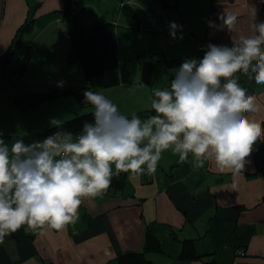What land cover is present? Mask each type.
I'll list each match as a JSON object with an SVG mask.
<instances>
[{
  "label": "crops",
  "instance_id": "obj_1",
  "mask_svg": "<svg viewBox=\"0 0 264 264\" xmlns=\"http://www.w3.org/2000/svg\"><path fill=\"white\" fill-rule=\"evenodd\" d=\"M78 1L81 0L72 2L74 7L71 9L79 11ZM125 1L133 6L131 0ZM96 2L84 0L82 5L88 8ZM197 4L191 12H182L183 17L178 19L182 20L184 28L190 27V36L194 33L193 27L198 28L196 33L202 35L200 44H205L204 53L209 43L231 47L241 36L249 35L253 8L256 11L254 22L264 21V0H188L185 8ZM63 9L64 0H0V133L3 134L0 139L9 146L15 140L23 139V134L40 132L33 125L32 116L27 115L31 114V109H20L14 103V97L56 87L85 85L84 79L73 80L68 75L60 79V73L54 70L48 75L33 70L31 62L35 51L31 46L25 62L20 65L27 44L35 36L38 40L44 32H52L53 36L46 39L49 43L56 41L52 45L54 49L58 47L61 29L66 28L69 33L72 17L68 13L70 10L65 12ZM114 11L123 13L117 4ZM228 12L237 16L234 29L209 27V21L220 25L222 22L218 17ZM84 15L85 10L80 24L83 27L92 25L93 22L85 20ZM165 19L167 27L171 20ZM26 20H32L30 31L21 35L17 48L4 63L3 54L14 44L17 30ZM122 24L120 21L116 28ZM29 35L32 37L27 38ZM179 47L185 50V45ZM198 53L195 52L193 57ZM55 55L60 58V53ZM135 72L136 80H133ZM253 75L248 74L249 78H246L240 73L239 82L248 89V94L256 97L258 111L247 115L261 121L264 127V84L257 85ZM28 76L50 87L26 93L17 90V83ZM140 77L138 67L123 75L118 69L119 83L122 81L129 87L140 82ZM118 84L96 91L104 92L106 97L116 101L117 106H126L121 113L128 118L136 114L144 120L156 114L152 111L147 114V109L151 108V92L146 93L144 103L137 106V94L130 89H120L123 85ZM38 87L41 85L32 86L33 89ZM107 89L118 93H107ZM67 95L46 100L53 104V121L60 118L57 104ZM11 108L14 109L10 111ZM74 108L67 106L68 112ZM79 111L78 108L69 115L79 114ZM26 117H30L29 120ZM80 133L73 134V138ZM24 142L35 143L33 140ZM175 155L171 150L165 151L154 174L149 175L146 171L141 175L122 173L123 186L108 190L101 197L85 199L79 209L78 222L64 231H32L23 226L20 229L22 235L6 236L0 243V264H116L118 254L143 248L146 230L160 244L161 251L147 252V258L153 264H204L207 260L217 264H264V137L253 145L241 173L220 169L214 158L207 160L203 168L194 170L191 154L186 162H181ZM184 244L192 252L187 253L190 256L183 254ZM237 249L244 253L239 254Z\"/></svg>",
  "mask_w": 264,
  "mask_h": 264
},
{
  "label": "clouds",
  "instance_id": "obj_2",
  "mask_svg": "<svg viewBox=\"0 0 264 264\" xmlns=\"http://www.w3.org/2000/svg\"><path fill=\"white\" fill-rule=\"evenodd\" d=\"M228 47L209 43L203 58L185 59L170 86L153 91L151 109L142 120L121 114L103 93L90 89L85 100L94 108L93 120L81 133L61 129L40 142L11 146L0 139V243L23 226L32 231H64L79 220L85 199L105 195L113 176L120 173L151 175L165 151L192 156L193 169L214 158L220 169L241 173L253 145L264 137L262 122L248 113L258 111L256 97L241 86L237 73L254 74L264 84V21ZM209 21V27L232 30L231 12ZM170 36L182 28L170 22ZM182 39L183 37H179ZM3 134L0 133V136ZM114 166V170H113Z\"/></svg>",
  "mask_w": 264,
  "mask_h": 264
},
{
  "label": "rangeland",
  "instance_id": "obj_3",
  "mask_svg": "<svg viewBox=\"0 0 264 264\" xmlns=\"http://www.w3.org/2000/svg\"><path fill=\"white\" fill-rule=\"evenodd\" d=\"M84 0L77 2V9L85 10L84 18L87 21L96 23L101 20L109 19L112 20V27L115 30V37L117 42V62L118 69L120 73L123 75L127 70H131L133 67H138L139 54H141V58L143 55H148L152 57L153 64L155 66L154 71V82L150 85L144 82H136L135 84H125L122 81L118 85H123V88L120 89H130L133 90L137 94L136 104L141 105L144 103V95L148 92L156 88H168L170 86V82L174 79L175 69L169 68L165 64V59H169L170 57H177L187 55L186 57H192L195 52H199V55H204L205 44H200L201 34L196 33L198 28L196 26L193 27V35L190 36V27L189 29L184 28L182 25V20L179 15L175 13L168 14V11L161 10L159 8L157 0H131L132 5L138 11L139 19L137 25V29H132L134 26L135 19L131 16H128V21L126 16L123 13H116L114 11L115 4L119 5V10H123L122 5L125 0H97L96 4L90 5L88 8L83 4ZM91 1V0H88ZM183 1L187 0H177L176 4L181 12H191L194 10L196 6H192L189 8H185L186 4ZM75 3L76 0H73ZM90 4L92 2H89ZM72 7L73 4H71ZM68 13H71L70 10ZM176 17L177 19H173ZM112 18V19H111ZM167 18L170 22H175L177 25H181L182 28L176 31V37L173 38L170 36V28L169 25L165 27V21ZM197 20H200V17H196ZM185 20V19H184ZM71 23V20H69ZM123 21V24L116 28L117 24ZM184 22V21H183ZM83 23V22H82ZM185 23V22H184ZM159 26V27H158ZM37 30V29H36ZM68 29L62 28L60 31V38L58 47L55 46L53 49L52 45L55 44V40L52 43H49L46 38L53 36L52 32L47 31L41 34L36 40V36L34 40H31L27 46H31L32 50H34V59L31 62V68L39 73L44 75L52 74L53 70L60 73V79L65 78V75H68L73 80H82L83 72L79 63H75L70 69H66V62L64 58L66 57L68 51L71 49V44L68 35ZM191 30V29H190ZM32 33V32H31ZM183 37L180 39L179 37ZM31 38L32 35L27 36V38ZM36 40V41H35ZM185 45V50L179 46ZM134 48V49H132ZM59 49V50H56ZM155 49L160 51L158 54L155 52ZM60 53V58H57L55 54ZM140 58V59H141ZM6 59L4 63L8 62ZM133 73V80H136L135 74ZM29 87H26V86ZM37 89H33L32 86H38ZM50 86H44L43 83L38 81H33L29 76L21 80L17 83V90H22L25 93L28 91H41L43 89L49 88ZM112 88V87H111ZM152 89V90H151ZM111 89H107V93H112L113 95H117V91H112ZM105 95V93L103 92ZM7 98L10 96L8 93ZM106 96V95H105ZM113 103L116 104L115 100H112L110 97H107ZM71 102V103H69ZM53 104L51 102H39L30 106L31 115L33 118V125L37 127L40 131L45 130V128L49 126H53L67 120L71 117L69 113H72L79 108V114H82L85 111H89L94 109L91 104L83 105L78 97L75 94H68L66 97L61 98L57 105L60 106V118L53 121L55 118L53 113L51 112V107ZM67 106L71 109L68 112ZM120 112L125 110L126 106H118ZM14 108H11L12 111ZM29 109V108H27ZM24 109V110H27ZM23 110V109H22ZM23 110V111H24ZM9 111V112H10ZM78 114V115H79ZM123 114V113H121ZM30 117H26L29 120ZM56 124H55V123ZM176 157L179 155L176 154Z\"/></svg>",
  "mask_w": 264,
  "mask_h": 264
},
{
  "label": "trees",
  "instance_id": "obj_4",
  "mask_svg": "<svg viewBox=\"0 0 264 264\" xmlns=\"http://www.w3.org/2000/svg\"><path fill=\"white\" fill-rule=\"evenodd\" d=\"M72 2L73 0H64L63 11H72V26L68 33L71 49L66 55L65 62L67 68H71L76 62L81 64L83 68V79L85 85L83 87L80 86L77 88L56 87L43 92H30L17 95L14 97V103L20 109L24 110L30 108L31 105L36 103L44 102L48 99L57 98L66 94H75L83 105H87L89 103L85 100V91L90 89L93 92H97L96 90L98 89L110 88L119 83L117 42L115 37L116 32L114 31V27H112V21L101 20L88 27H83L80 24V18L83 14V9H79V11L71 9ZM157 2L161 10L168 11V14L175 13L181 18L183 17V13L179 10L178 5L176 4L177 0H157ZM183 2L186 4L188 0ZM122 8V12L126 16L127 20L128 16H131L135 19V22H132L134 23L132 29H137L136 23H138L139 19L138 11L134 8V6L131 7V5H129L126 1H123ZM31 27L32 20H26L21 24L17 30L14 44L11 45V47L3 54L4 59H8V57L14 52L18 46L21 35L29 32ZM28 52L29 46L25 50L20 65L25 62ZM155 52L158 54L161 53L156 49ZM140 55L141 54H139L138 60L139 68L140 70L143 69L144 72H146L148 68H151L150 73L153 81L155 77V66L152 60L153 58L148 55H143V58H141ZM186 56L187 55H178L177 57H170L169 59H165L164 62L167 67L177 70L185 59H192V57ZM193 58L200 60L203 58V55L198 56L197 54ZM239 74L240 73H237V75ZM246 78H249L248 75H246ZM161 89L163 90V88ZM153 91L154 90H152L150 94L151 100L154 98ZM151 111L154 112V110L151 108L147 109V114H149ZM93 112L94 109L85 111L79 115L76 114L58 124L62 125V130L76 134L81 131L84 122H91L93 120ZM140 114H142V112ZM56 125L49 126L40 132L23 134L21 137L28 142H31L32 140L35 143L40 142L44 135L52 131L61 130L58 129ZM122 175L123 174L120 173L118 176H113L111 186L108 190L111 191L116 187L123 186L124 180ZM20 233L21 231L19 229L15 233H12V236L16 237L18 235H22ZM150 251L156 252L161 251V249L158 239L149 230H146L143 238V248L137 251L128 250L118 254L116 257V264H153V262L147 258V252ZM187 253L192 252H190L187 248V245L184 244L183 254L185 255ZM187 256H190V254H187ZM194 257H196V254ZM204 264L217 263L214 260H207Z\"/></svg>",
  "mask_w": 264,
  "mask_h": 264
},
{
  "label": "water",
  "instance_id": "obj_5",
  "mask_svg": "<svg viewBox=\"0 0 264 264\" xmlns=\"http://www.w3.org/2000/svg\"><path fill=\"white\" fill-rule=\"evenodd\" d=\"M150 69L148 68L146 72H144L143 69L140 70L141 82H144V83H147V84L151 83L152 78H151Z\"/></svg>",
  "mask_w": 264,
  "mask_h": 264
},
{
  "label": "built area",
  "instance_id": "obj_6",
  "mask_svg": "<svg viewBox=\"0 0 264 264\" xmlns=\"http://www.w3.org/2000/svg\"><path fill=\"white\" fill-rule=\"evenodd\" d=\"M55 132H57V131H52V132H50V133L44 135V137L42 138V140L45 139L47 136L52 135V134L55 133ZM42 140H40V141H42ZM237 252H238L239 254H241V255L244 253V251H243L242 249H237Z\"/></svg>",
  "mask_w": 264,
  "mask_h": 264
}]
</instances>
